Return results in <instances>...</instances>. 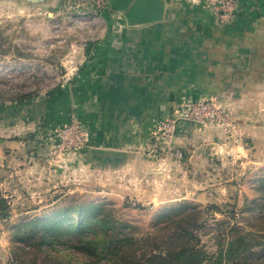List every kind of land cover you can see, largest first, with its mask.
Here are the masks:
<instances>
[{"label": "crops", "instance_id": "obj_1", "mask_svg": "<svg viewBox=\"0 0 264 264\" xmlns=\"http://www.w3.org/2000/svg\"><path fill=\"white\" fill-rule=\"evenodd\" d=\"M237 4L220 23L207 0H108L63 54L76 48L74 70L61 62L53 87L0 99V177L29 144L46 154L72 112L88 137L79 163L99 174L150 161L157 122L201 99L229 107L244 133L264 144V0ZM176 132L189 147L218 135L185 121Z\"/></svg>", "mask_w": 264, "mask_h": 264}, {"label": "rangeland", "instance_id": "obj_2", "mask_svg": "<svg viewBox=\"0 0 264 264\" xmlns=\"http://www.w3.org/2000/svg\"><path fill=\"white\" fill-rule=\"evenodd\" d=\"M67 5L65 0L44 4L0 0L4 50L0 52V99L8 101L53 87L61 80L64 62L68 71L74 70L76 48L67 51L71 52L68 58L63 54L85 34L69 15L86 10L68 9ZM212 101L229 110L231 132L226 133L217 122H191L218 135L204 145L183 146L176 139L177 128L173 140L161 138L158 123L171 117L165 118L156 124L150 161L109 173L99 174L89 165H80L78 158L88 142L83 148L59 153L55 152L59 139L55 134L46 154L36 142L29 144L27 152L19 153L18 162L9 161L15 172L0 177V195L10 209L8 218H0V264H21L11 253L18 236L16 225L34 218L48 219L71 204L109 209L117 224L127 227L119 232L132 236L133 242L124 245L132 257L142 258L172 245L180 247L182 237L214 253L234 229L258 232L264 228L262 139L253 142L240 128L236 114ZM70 115L67 124L79 121L75 113ZM185 231L191 234L182 235ZM258 256H264V247L246 258L255 264ZM71 259L77 264L80 258L75 254Z\"/></svg>", "mask_w": 264, "mask_h": 264}, {"label": "trees", "instance_id": "obj_3", "mask_svg": "<svg viewBox=\"0 0 264 264\" xmlns=\"http://www.w3.org/2000/svg\"><path fill=\"white\" fill-rule=\"evenodd\" d=\"M1 45L0 41L3 52ZM33 96L34 92H28L17 98ZM9 210L7 199L0 195V218H8ZM76 216L78 219L74 220ZM14 228L18 236L11 253L21 264H75L71 259L75 254L80 258L77 264H254L247 255L264 247V228L258 232L237 228L229 238L219 242L214 253L191 245L188 238L182 237L180 247L172 245L142 258L135 254L132 257L124 250V245L133 242L132 236L119 232L126 225L120 227L109 209L96 205L71 204L48 219L34 218ZM190 234L185 231L182 235ZM257 258L255 264H264V256Z\"/></svg>", "mask_w": 264, "mask_h": 264}, {"label": "built area", "instance_id": "obj_4", "mask_svg": "<svg viewBox=\"0 0 264 264\" xmlns=\"http://www.w3.org/2000/svg\"><path fill=\"white\" fill-rule=\"evenodd\" d=\"M68 9L86 10L78 12L79 14L69 15L73 21L79 25L92 24V20L98 19L99 10H105L108 0H65ZM208 5L213 9L220 23L228 22L237 12V0H207ZM180 121L193 123H212L217 122L222 126L226 133L232 131L233 124L229 110L217 106L212 100L201 99L191 102L185 109L178 112L166 121L158 123L161 138L167 141L173 140L175 130ZM58 145L55 152H66L74 148H83L88 142L86 132L81 123L76 119L69 124L64 125L57 132ZM181 157V154H177Z\"/></svg>", "mask_w": 264, "mask_h": 264}, {"label": "water", "instance_id": "obj_5", "mask_svg": "<svg viewBox=\"0 0 264 264\" xmlns=\"http://www.w3.org/2000/svg\"><path fill=\"white\" fill-rule=\"evenodd\" d=\"M33 4H44L47 0H26Z\"/></svg>", "mask_w": 264, "mask_h": 264}]
</instances>
